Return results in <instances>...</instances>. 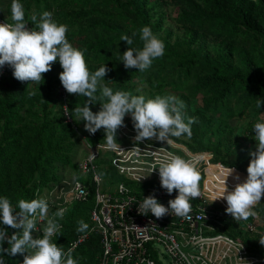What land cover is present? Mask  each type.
<instances>
[{"label": "trees", "instance_id": "16d2710c", "mask_svg": "<svg viewBox=\"0 0 264 264\" xmlns=\"http://www.w3.org/2000/svg\"><path fill=\"white\" fill-rule=\"evenodd\" d=\"M20 2L29 28L34 26L31 16L39 20L44 11L52 12L58 23L67 25L68 41L87 50L90 71L107 66L104 83L114 91H130L146 99L172 95L182 100L186 117L196 122L191 126L192 136H182L188 142L179 143L192 152L212 153L215 161L248 175L252 157L234 137L232 121L239 117L247 120L246 138L252 143V151L256 150L254 125L264 122V105L257 107L258 99L264 101V0ZM169 6L175 8L174 15ZM0 17L12 22L10 15ZM143 26H150L164 41L165 54L146 71L126 69L121 61L129 45L121 41V36L132 37L135 32L131 47L142 48ZM62 71L57 60L44 81L36 84L16 80L9 66L0 69V196L10 198L17 211L20 199H37L43 190L59 186L64 168L71 167L79 175V163L73 159L78 134L89 145L105 139L103 129L94 135L88 131L81 134L84 123L75 121L72 111L77 104L83 107L87 98L67 93L59 79ZM96 95L95 104L90 105L94 113L100 111V103L107 102L99 98V90ZM99 163L109 167L100 169L103 178L117 175L110 157L102 156ZM89 187L87 201H73L64 217L57 218L60 232L52 240L65 250L92 227L95 188L91 184ZM257 207H264V201ZM56 211L53 209L51 216ZM257 213L264 214V208ZM80 220L88 225L82 233L77 232ZM16 231L8 228V237ZM42 234L41 230L33 232L34 238ZM100 238L92 234L74 249L79 264H98L97 257L103 252ZM3 247H9L6 241ZM260 254L264 257V249ZM0 256L5 264H23L21 254L9 256L5 252Z\"/></svg>", "mask_w": 264, "mask_h": 264}, {"label": "clouds", "instance_id": "9594fccd", "mask_svg": "<svg viewBox=\"0 0 264 264\" xmlns=\"http://www.w3.org/2000/svg\"><path fill=\"white\" fill-rule=\"evenodd\" d=\"M11 21L0 23V69L9 66L13 69L16 80L39 84L58 60L63 69L59 75L63 88L70 95L87 98L83 107L76 105L72 117L75 121H83L85 130L93 135L100 129L104 130L105 139L99 147L122 151L117 142V132L126 126L124 121L129 114L137 133V146L131 152L140 153L138 145L145 140L156 139L172 145L176 141L173 138L192 136L191 126L196 121L195 118L186 117V104L182 100L172 95H157L154 99H146L145 96L133 95L130 91H114L104 83L108 73L107 66H101L95 72L90 71L85 56L87 50L76 48L68 41V26L58 23L52 12L44 11L39 20L36 15H32L34 26L29 28L23 4L20 0H12ZM136 35L134 32L132 37L126 34L121 36V41L129 45L128 50L122 54L121 62L126 69L143 72L151 67L154 60L164 56L166 45L150 26H143L140 30L142 48L131 47ZM98 90L99 98L102 101L106 99L107 102L100 103V111L94 113L90 105L95 104ZM262 105L264 101L258 99L257 107ZM254 132L256 150L250 152L252 159L247 168V179L239 182L240 176L234 175L236 169L233 167L224 168L221 173L222 186L217 193V200L227 202L226 212L236 221L256 218L258 213L254 209L264 200V122L255 123ZM89 158L95 159V155ZM202 159L203 156L186 159L168 153L159 161L160 183L167 194L172 195L174 191H178V195L168 201L167 207L154 195L149 196L143 199L139 208L150 212L157 219L174 214L191 220L190 201L201 195V175L197 165ZM233 176L237 183L234 190L230 191L227 181ZM17 207L19 211L13 207L10 198L0 196V225H3L0 227V253L7 252L9 256L21 254L24 256L23 264H79L73 256L75 243L65 250V247L58 246L52 240L60 232L61 225L57 218L62 219L66 209L60 208L49 217V202L45 198L31 201L20 199ZM38 221L43 222V234L40 238H34L33 232L40 231ZM8 228L17 230L10 238ZM87 229L88 225L80 220L77 232L82 233ZM5 241L9 245L7 249L3 247ZM259 241L264 245V238ZM0 264H5L3 256H0Z\"/></svg>", "mask_w": 264, "mask_h": 264}, {"label": "built area", "instance_id": "2783aa9c", "mask_svg": "<svg viewBox=\"0 0 264 264\" xmlns=\"http://www.w3.org/2000/svg\"><path fill=\"white\" fill-rule=\"evenodd\" d=\"M5 22L0 18V23ZM124 124L126 126L117 134L122 151L99 147L100 142L86 143L88 153L79 163V176L72 182L64 209L73 201H87L91 194L89 185H93L92 227L69 247L73 243L77 247L90 235L98 234L103 251L97 257L98 264H162L161 258L168 264H264L260 254L264 245L259 241L264 238V214L236 221L226 212L227 202L217 200L222 170L233 166L215 161L212 153L192 152L175 140L172 145L156 139L145 140L138 145L140 153L131 152L137 146L131 115L125 117ZM168 153L186 159L203 156L197 165L202 176L201 195L190 201L191 220L174 214L157 219L139 208L149 196L154 195L167 207L168 201L178 195V191L167 194L160 183L159 161ZM93 154L95 159H90ZM106 155L111 158L117 175L103 178L100 169L106 171L109 167L98 164V160ZM233 168L236 169L234 175L240 176L239 182L247 179L244 172ZM236 183L234 176L229 177L228 189L234 190ZM42 224L38 221L41 231Z\"/></svg>", "mask_w": 264, "mask_h": 264}, {"label": "rangeland", "instance_id": "374dc122", "mask_svg": "<svg viewBox=\"0 0 264 264\" xmlns=\"http://www.w3.org/2000/svg\"><path fill=\"white\" fill-rule=\"evenodd\" d=\"M10 2H12V0H0V16L3 15L6 17L10 15L11 17V7L8 6ZM174 9L175 8L169 6V11H171L173 15H174L173 13ZM232 124H233L232 126L236 128L234 132V137L239 142H241L245 150L250 153L252 151V145H251L252 143L248 141L246 138L247 120L244 117L235 118L232 121ZM80 131L82 135H86L87 133L84 128H81ZM175 139L177 138H174V140ZM177 141L176 143H179V141L188 142V139L186 137H181V138H178ZM76 143H77L76 149H75L76 151L73 154V159H74V162L78 164L81 161V159L87 155L88 148H87V144L84 141L83 137H81L79 134L76 137ZM179 145H181V143ZM181 146H185V145L182 144ZM61 172L63 176L62 178L63 181L61 182V184L55 187L52 191L47 190V189L43 190V192L39 195V198H45L49 202V214H48L49 217H51V212L53 209L59 210L60 208L65 207L66 203L64 200L68 199V195L70 194L72 182L74 178L77 177L78 175V172L75 169H72L71 167H66ZM201 181H202V176H201L200 183ZM263 208L264 207H259V208L257 207L254 210L258 212V211L263 210ZM161 259H162V264H168L165 258H161Z\"/></svg>", "mask_w": 264, "mask_h": 264}]
</instances>
